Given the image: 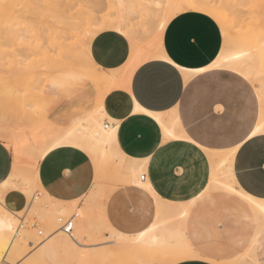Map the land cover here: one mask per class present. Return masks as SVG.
<instances>
[{
	"label": "crops",
	"instance_id": "1",
	"mask_svg": "<svg viewBox=\"0 0 264 264\" xmlns=\"http://www.w3.org/2000/svg\"><path fill=\"white\" fill-rule=\"evenodd\" d=\"M222 43L220 27L210 16L197 11L175 15L166 24L161 38L164 59L154 57L138 64L129 76L128 87H115L106 93L97 115L101 114L102 121L110 123L112 128L122 125L117 130L113 128L114 150L121 162L133 164L145 174L141 181L148 185L146 188L126 183L112 191L103 203L104 221L126 235L146 232L153 224L156 232L164 224H180L186 243H195L196 255L187 259L200 264L237 257L235 251L242 249L239 253H243L255 234L256 217L250 204L240 194L216 186L217 181L228 182L231 177L242 191L264 200L261 195L264 175L256 166L264 154V141L257 139L247 154L240 155L232 144L208 145L227 143L209 139L225 134L241 136L249 127L253 131L260 128L257 137L264 135L261 127L264 126V104L253 83L248 79L245 84L238 70L217 65ZM88 50L91 60L103 72L123 69L131 53L128 37L111 28L98 31L90 40ZM167 60H172V64H167ZM146 64L149 67L141 76H150L155 83L140 99L157 116L151 118L146 112L136 113V101L131 100L135 73ZM59 78L53 84L59 100L54 102V110L42 115L44 122L54 128L83 124L95 115L96 85L74 70H60ZM243 87L244 104L237 110L231 98ZM220 103L224 105V114L215 110L217 105L222 107ZM165 128L173 136L165 137ZM190 139L198 141L200 147L194 149L188 142ZM5 144L7 147L0 142V184L12 176L18 158L12 147L8 150V142ZM48 153L49 150L42 158H35L36 177L43 190L66 202L83 198L94 182L95 169L89 155L66 144L58 145L54 154ZM69 165L77 173L73 177L66 175ZM157 199L166 206L168 202L169 206L185 207L179 223L170 220L171 214H158ZM3 203L11 211H20L26 206V196L14 187L6 191ZM215 218L217 225L213 222ZM59 235L60 231L53 232L41 243L42 261L60 252H73L77 263L79 241L74 235L69 237L75 246L72 250L71 243ZM262 244L264 236L261 235L260 249L255 252L257 257Z\"/></svg>",
	"mask_w": 264,
	"mask_h": 264
},
{
	"label": "bare ground",
	"instance_id": "2",
	"mask_svg": "<svg viewBox=\"0 0 264 264\" xmlns=\"http://www.w3.org/2000/svg\"><path fill=\"white\" fill-rule=\"evenodd\" d=\"M63 1L61 0V2L59 3L61 4ZM103 1H105L104 2L105 5H107V3L109 4L111 10L114 11L115 15L113 14L114 16L111 18L102 17L100 20H98V18L96 20L95 16L93 15L94 10L93 9L92 11L90 10L91 12L88 11V22L85 21L84 27H82L81 30L79 31L80 34H82V36L84 37L83 38L84 39L83 55L85 56L84 61H81L77 58L70 56L67 59L63 60V56L61 54H60L61 57L58 58L51 57L58 70H61L63 68H69L76 72H80L85 76H87L91 80V82L96 85L97 105L95 108V115L89 118V120H86L83 124H78L76 126L69 128H54L44 122L42 115L38 116L35 120L28 122L26 126L22 127L23 130H20L19 127L15 129H10L9 127L6 126H0V137L6 139V142H8V144L12 147L14 153L18 155V158L14 162L15 163L14 172L12 176L7 180H5L2 184H0V262H7L9 264H17V261L21 262V264H41L43 262L39 253V247L41 244H39L34 249H32V251H27L26 248L27 241L31 239L34 240L36 238V236L33 237L34 229H32L31 231L30 229L27 230L24 228L19 231H15V227L17 225L16 218H18L21 211L26 212V214L29 215V217L30 216L35 218L39 217L40 219H42L44 222L42 229L43 228L46 229V233H48L46 236H48L49 234H51L50 232L54 230H59L60 227V224L58 222V219L60 217L59 215L64 213L67 209H69L72 205H74L75 201L72 202L61 201L48 195L43 190V188L41 187L38 181V178L36 177L37 165L35 162V158L41 157L48 150L52 149L53 145L58 146L64 144L73 145L80 148L81 150H84V152H86L89 155L91 161L93 162L95 169L94 182L90 191L87 192V194L84 197H86V201H87L86 204L90 202L93 205L94 210H92V212H94V215H96L95 213H100L98 217L100 218L99 221L102 223V227L112 233V235L109 236L106 240L104 239V241H101L96 245L83 243L82 241L84 239L82 240V238L85 237L86 239L85 234L86 232L89 231L88 228L89 222L88 220H86L85 217L81 215L80 216L81 218L79 219L78 230L76 232L77 233L76 238L81 245V249L76 264H95L97 261L100 260H102L106 264V263H110L109 262L110 258L114 257V255L117 254H119V257L128 256L131 258L130 261H126L124 259V261H122L123 264H150V261L152 259H156L159 262V264H165L168 261L172 262V260L174 259L173 256L174 252H185L187 250L188 244L186 243L184 236L179 228L180 224L179 225L164 224L159 228L158 232H156L157 229L156 225L153 224L146 232H143L144 234L143 236H141L140 234L126 235L117 232L116 230L111 228L107 224V222L104 221V217H102L103 203L106 201L107 197L110 195L112 191H114L120 185L126 183H135L144 186L146 188H148V185L143 183L144 181L143 182L141 181L142 173L138 171L139 168L136 169L133 164H125L123 162L114 160L111 157L109 144L112 143L113 145L112 134L114 127L112 128V125L110 123L107 122L104 123L102 121L101 114H99V116L97 115L99 113L98 111L101 110V101L103 97L106 95V93H108L109 90L115 87H124V88L128 87L127 84H129L128 82L130 80L129 78L131 77V73L138 64L150 58L161 57V54H163L164 57V52L162 50V45H161V38L166 24L170 21L172 17L184 11L205 12L217 22L218 26L222 29L223 32L225 31L224 35L225 33H227V31L229 32V29L231 28L234 21L227 14L228 12L227 9H229V7L227 8L226 6L227 9L224 8L225 10H221L222 8L213 6V4L209 3L208 0H107V1L103 0ZM223 5L225 6V4ZM69 6L67 8H69ZM89 6L90 5H88V9H90ZM37 7L38 6L35 7L36 10L39 9V7L38 9ZM40 8L41 9L46 8V6L45 7L41 6ZM127 9L128 10L131 9L134 11L136 10V12H138L136 17L139 15L142 17L140 21H138L140 23H142L141 20H144L145 21V22L143 21L144 23H146L147 21L148 24L154 22L155 27L153 34L150 33L151 32L150 28H141L140 23L137 28L136 26L135 27L130 26L131 24H128L130 20H125L126 18H124L125 15L124 13L126 12ZM51 10L53 12L54 9L52 8ZM134 11H132L133 14ZM58 12H62V10H59ZM132 12H129L130 15H132L131 14ZM48 18L51 19L52 17H48ZM59 18L61 17H58L57 15V19ZM73 21H75V19H73ZM54 23L56 25V21ZM54 23L52 22L51 24L54 25ZM161 24L164 25L163 28H161ZM235 25L237 24L234 23V26ZM142 26L144 27V24H142ZM152 26L154 25H151V27ZM139 27L141 29H138ZM44 28L45 27H43V30H46ZM108 28L118 30L128 37L130 41L131 53L128 62L125 64L123 69L112 70L110 72H103L100 70L101 72L97 73L96 68H98V66L91 60L89 55V50H88L89 42L92 39V37L96 34L95 32L96 30L98 32ZM230 31H232V28ZM234 35L239 36L238 33L237 34L234 33L232 37L235 38L233 39L234 41L224 43L219 59L217 60V65L233 68L235 70H238L245 76H247L249 80L253 83L254 87L257 89L258 94L264 104V32L257 35V38L254 39L253 41L249 39L245 40L239 37L237 38V36L235 37ZM8 37H9V33H8ZM68 37L66 38L69 39ZM229 40H231V37H229ZM74 44L75 43H73L72 46ZM77 45L75 46L77 47ZM71 48L72 47H70V50ZM11 69H13V67H11ZM15 70H17V68H15ZM0 87L2 88V86ZM1 90L2 89H0V91ZM3 92L6 93V97H7V98L5 97L6 100H9L7 96V92L6 91ZM11 96H14L13 93H11ZM16 104H14V107L16 106ZM263 104L261 105V107L263 106ZM19 108L17 109L20 110L21 108L20 109ZM18 110H16L15 112H17ZM262 112H264V109L262 110ZM102 114L106 115L104 113ZM16 115L17 113H15V116ZM16 119L17 117L15 118V120ZM115 151L117 152V150ZM17 175L18 176L23 175L22 177L24 178L29 176L30 179L33 177V180L37 185L36 186L34 183L35 185L34 188L38 187L41 193L40 196H36L34 195V193H31L30 195L32 196L29 197V201L27 202L23 210L11 211L4 205L3 197L8 189L14 188L18 185L19 186L23 185L24 180L18 181L16 179ZM107 177L108 179L113 180V184L109 185L108 187L103 185L104 183L103 179H106ZM229 177L230 176H228V178ZM212 182H216V179L212 178ZM216 186L228 190H232L240 194L250 204L256 217V229L252 243L243 253L235 257L233 260L230 259L227 261H219L214 263L215 264H254V262L260 259V257L256 256L255 252L260 249V240L262 235L261 224H260V220L264 218V212L261 211V207H260V202L262 201V199L254 198L253 196L242 191L239 187H237L236 183L231 177L228 179V182L217 181ZM26 188L27 186L25 187L24 193L26 194V196H28L31 190H29L28 192V189L26 190ZM166 204L167 206L164 205L160 199H157L158 214L159 215H162L163 213H167V215L171 214L172 216L170 217V220L172 219L179 223V221L184 216L185 207H183L182 205L169 206L168 202ZM91 218H89L90 219L89 221H91ZM93 220L94 219H92V221ZM94 223L92 222V226L95 225ZM90 228L92 227L90 226ZM101 238L103 237L101 236ZM101 238L98 237L97 239H101ZM106 244H111V246L104 247ZM102 245H104L103 246L104 248L102 249H96L94 251L89 250V248L102 246ZM189 257H193V256H189Z\"/></svg>",
	"mask_w": 264,
	"mask_h": 264
},
{
	"label": "rangeland",
	"instance_id": "3",
	"mask_svg": "<svg viewBox=\"0 0 264 264\" xmlns=\"http://www.w3.org/2000/svg\"><path fill=\"white\" fill-rule=\"evenodd\" d=\"M58 1L59 0H0V86H2V88L0 87V89H2L0 91L1 93L0 97H2L0 98V120H1L0 126H6V127H9L10 129H15L19 127L20 130H23L22 127L26 126L28 122L35 120L38 116L44 115L45 113H49L51 112V110H54L53 108L54 102L59 100V94L58 92L57 93L55 92L56 85L54 86L53 84H54V81L60 77V70H58V68L56 67L51 57L58 58V57H61L62 55L63 60L67 59L70 56V57L77 58L81 61H84L85 59V56L83 55L84 54L83 52V40H84L83 38L84 37L82 36V34H80L79 31L81 30L82 27H84V22L85 21L88 22V11L91 12L92 9L94 10L93 15L95 16L96 20L97 18L98 20H100L102 17L111 18L115 15L114 11L111 10L109 4L107 3L108 6L105 5L104 3L105 1L103 0H64V1L62 0L63 2L61 4L59 3L61 2V0L59 2ZM208 1L209 3L213 4V6L222 8L221 10H225L224 8H226V6L227 8L229 7V9L226 8L228 11L227 14L234 21L231 26L233 32L230 31L231 28L229 29L230 34L227 31V33H225L224 35L225 31L223 32L222 29L220 28L221 33L223 34L222 35V39H223L222 45H224L225 42L234 41L233 39L235 38H232L234 33L239 34V36L234 35L235 37L237 36V38L239 37L245 40L249 39L253 41L254 39L257 38V35L264 32V28H263L264 27V0H208ZM223 4H225V6ZM88 5H90L89 6L90 9H88ZM36 6L39 7V9L37 7L38 10H36L35 8ZM41 6L42 7L46 6V8L41 9L40 8ZM68 6L69 8H67ZM52 8L54 9L53 12L51 10ZM46 9L49 11H47ZM59 10H62V12H58ZM132 11L134 10L127 9L126 12L124 13L125 14L124 18H126L125 20H130L132 22V23L130 21L128 22V24H131L130 26H134V27L136 26L137 28L140 23L138 21H140L142 17L139 15L137 16L138 17L137 18L136 15L138 12H136L135 10L133 14ZM129 12H132L131 13L132 15H130ZM198 12H201V11H198ZM201 13L208 15L205 12H201ZM57 15L58 17H61V18L57 19ZM48 17H52V18L50 19ZM62 18H63V21H62ZM66 18L68 19V21ZM73 19H75V21H73ZM48 20L51 23L52 22L54 23L56 21V25L55 23L54 25H52ZM141 21L142 23H140V27L150 28L151 30L150 33L153 34L154 27H155L154 22L150 21L151 23L148 24L146 21L147 23V26H146V23H144L145 21L144 20H141ZM234 23H236L237 25L234 26ZM48 24L50 25V27ZM142 24H144V27L142 26ZM150 24L154 26L151 27ZM43 27H45L44 29H46L47 32L46 30H43ZM140 27L138 29H141ZM7 32L9 33V37H8ZM95 32L97 33V30ZM66 37H68L69 39H67ZM229 37H231V40H229ZM71 43L72 44L75 43V44L72 46ZM75 45H77V47ZM70 47H72L71 50H70ZM11 67H13V69H11ZM15 68H17V70H15ZM61 70H71V69L63 68ZM96 72L98 73L101 71L99 68H96ZM50 87H51V90H48ZM244 90H245V87H243L239 91L237 90L236 96L231 98L232 100H235L234 104L237 106L236 107L237 110L240 105L244 104V95H243ZM3 91L7 92V96L9 100H6L7 98L6 93ZM47 91L52 92V94L48 95L49 93ZM11 93H13L14 96H11ZM14 104H16L15 107H14ZM220 104L222 105V107L221 106L218 107L219 105H217L215 110L216 112L220 111L222 114H224L225 112L224 105L223 103H220ZM11 107H13L14 110ZM17 108H19L20 110H18ZM56 108L57 106L55 107V109ZM16 110L18 111L15 112ZM14 112L17 113L16 116ZM16 117L17 119L15 120ZM222 136H226V137H222ZM239 136L240 134L238 133L235 136L234 134H225V135L215 136V139L213 138L209 139L210 142L215 140V141H220V142L226 141L227 143H219V144L217 143V144H208V145L212 147H223V146L231 145L232 143H228V142L229 141L232 142L236 140ZM0 142L3 143L5 147H7L4 139L0 138ZM109 150L111 152V157L114 160L121 162L120 157L118 153L114 150L112 143L109 144ZM22 176L23 175H19V176L17 175L16 178H18L19 181L24 180L23 185L22 186L18 185L20 188L18 186H16L15 188L20 190L25 196H26V194L24 193L25 187L27 186L26 190L28 189V192L29 190H31L28 196H26V204H27V202L29 201V197L32 196L30 195L31 193H34V195L36 196H40L41 192L38 187H36L37 189L34 188L36 183L33 180V177L30 179V177L27 175H26L27 176L26 178ZM107 179L108 177L106 179H103L104 180L103 185L108 187L109 185L113 184V180L111 179L107 180ZM29 183H32V184H29ZM86 202H87L86 197H83L79 199L78 201H75L74 205H72L69 209H67L64 213L60 214L59 216L69 217L71 215H74V220H73L74 229H73L72 234L75 237L77 236L76 232L78 230L79 219L81 218L80 216L82 215L83 217H85L86 220H88L89 222V225H88L89 231L86 232L85 234L86 239L84 237L82 238V240L83 239L84 240L83 241L81 240V241L83 243L96 245L99 242L104 241V239L106 240L109 236L112 235V233L102 227V223L99 221L100 218L97 215L92 214V210H94L93 205L90 202L86 204ZM212 210L213 211H211V213L214 214L215 211L214 209ZM22 215L26 216L27 214L26 212L21 211L19 216H22ZM34 218L35 217H31V216L29 217V215L26 216V220L28 222L33 221ZM89 218H91V221H89L90 220ZM17 219L18 218H16V222L18 223ZM35 219H37L38 221V228L42 229V226L44 223L43 220L40 219L39 217ZM92 219L94 220L92 221ZM92 222L93 223L95 222L94 226H92ZM213 222H215L216 225L219 224L216 218H215V221ZM90 226L92 228H90ZM25 229L27 230L30 229L32 231V228H25ZM35 231L36 230H33L34 233L32 232L34 234L33 237L36 236L37 238ZM58 231L59 230H54L50 233L58 232ZM43 232H44V235L48 234L46 233L45 228H43ZM101 236L103 238H101ZM59 237L66 240L68 243H71L72 245L71 249L74 250L73 247L75 246L74 244H72L68 236L60 232ZM98 237L101 239H97ZM36 238L34 240H36ZM34 240L31 239L27 241V244H26L27 251H32V249H34L29 245V242L34 241ZM103 246L104 245L92 247V248H89V250L94 251L96 249L110 247L111 244H106L104 247ZM241 250L242 249H238L237 252L235 251V253H237V256L240 255L239 252H241ZM259 255L261 256V253ZM124 259L126 261H130L131 258L128 256L119 257V254H117V255H114V257L110 258L109 262L111 264H121L122 261H124ZM230 259L233 260L234 257ZM19 263L21 264V262ZM110 263H106V264H110ZM0 264H9V263L0 262ZM41 264H76L75 255L73 252L71 254L70 253L68 254L66 252H60L46 259ZM95 264H105V262L100 260V261H97ZM150 264H159V262L156 259H152L150 261Z\"/></svg>",
	"mask_w": 264,
	"mask_h": 264
},
{
	"label": "snow or ice",
	"instance_id": "4",
	"mask_svg": "<svg viewBox=\"0 0 264 264\" xmlns=\"http://www.w3.org/2000/svg\"><path fill=\"white\" fill-rule=\"evenodd\" d=\"M163 24H161V28H163ZM161 59L163 60V54H161ZM167 64L171 65L172 64V60H167L166 61ZM149 65H144L141 68H139L137 70V72L135 73V76L133 78L132 81V97L131 100L136 101V113H145L147 114L148 117H152L153 113L150 110H147L149 108L148 105L144 104V101L142 99H140V96L145 93L146 91L152 89L154 87V81L152 80V78L150 76H141V73H143L145 71L146 68H148ZM235 71V70H233ZM239 76L242 77V80L245 84H247L248 82V77L247 76H243L242 73H238ZM127 86V85H126ZM129 109L132 107V104L129 103ZM153 123H155V121L153 120ZM114 130H117L119 127H122V125H113ZM264 127V126H261ZM251 132V135H248V132ZM260 131V128L258 127L255 131H253L251 129V127H249L248 131H245L241 136H239L236 140L232 141V145L233 150L238 154H247V151L250 150V145H252L257 139L264 141V135H261L259 137H257V132ZM164 135L165 137H171L173 136L172 132H169L166 128L164 129ZM191 146L194 149H198L200 147V144L198 141H196L195 139H190L188 141ZM56 145H53V148L49 150L48 154H54L55 150H56ZM8 150L11 151V146L8 145ZM147 155V153L145 154ZM256 166L259 168L260 172L262 175H264V154L261 155L260 159L256 161ZM69 171L66 173L67 176L69 177H73L75 176L77 173L74 170H71V166L69 165ZM151 187V185H149ZM262 196H264V193L261 194ZM260 207H261V211L264 212V200H262L260 202ZM260 224H261V234L262 236H264V218H262L260 220ZM69 227H71V225H69ZM144 233H140L141 236H143ZM241 244L244 243L243 240L240 241ZM196 255V248H195V243H191L187 246V250L185 252H174L173 256L174 259L172 260L171 264H200L199 261H188L187 257L189 256H195ZM17 264H19V262L17 261ZM254 264H264V244H262L261 246V256L260 259L256 262H254Z\"/></svg>",
	"mask_w": 264,
	"mask_h": 264
},
{
	"label": "built area",
	"instance_id": "5",
	"mask_svg": "<svg viewBox=\"0 0 264 264\" xmlns=\"http://www.w3.org/2000/svg\"><path fill=\"white\" fill-rule=\"evenodd\" d=\"M145 174H141V180L144 179ZM18 223L15 227V231H19L21 229L24 228H32L34 230H36V234H37V238L34 241H30L29 245L32 248H35L36 246H38L39 244H41L45 239H46V235H44L43 229L38 228V221L37 219L34 218L33 221H27L26 217L24 215L19 216L18 217ZM74 220V215H71L69 217H59L58 222L60 224L59 230L60 232H62L63 234H65L66 236L72 238L73 235V221ZM69 225H71V227H69Z\"/></svg>",
	"mask_w": 264,
	"mask_h": 264
}]
</instances>
